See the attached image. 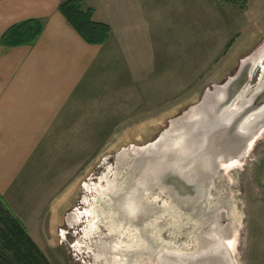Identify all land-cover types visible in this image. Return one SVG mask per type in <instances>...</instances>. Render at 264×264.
Segmentation results:
<instances>
[{
  "label": "rangeland",
  "instance_id": "obj_1",
  "mask_svg": "<svg viewBox=\"0 0 264 264\" xmlns=\"http://www.w3.org/2000/svg\"><path fill=\"white\" fill-rule=\"evenodd\" d=\"M82 7L111 29L92 65L94 83L81 92L91 101L53 102L51 129L0 194L4 203L50 264H158L161 254L195 253L210 238L227 246L234 264H264V176L255 166L260 154L264 160V115L251 117L263 109L239 124L246 133L260 127L242 157L192 179L195 199L172 197L160 183L141 186L159 147L136 161L173 120L198 121L191 109L249 63L237 96L215 114L230 120L250 109L264 74V0H82ZM163 138L166 146L174 140Z\"/></svg>",
  "mask_w": 264,
  "mask_h": 264
},
{
  "label": "crops",
  "instance_id": "obj_2",
  "mask_svg": "<svg viewBox=\"0 0 264 264\" xmlns=\"http://www.w3.org/2000/svg\"><path fill=\"white\" fill-rule=\"evenodd\" d=\"M63 1L0 0V36L8 27L30 18L43 22L33 43L0 44L2 195L51 129L53 102L91 101L81 92L86 84L94 83L92 65L101 45L88 44L79 36L59 11ZM262 158L260 154L255 165L260 178L264 176Z\"/></svg>",
  "mask_w": 264,
  "mask_h": 264
},
{
  "label": "water",
  "instance_id": "obj_3",
  "mask_svg": "<svg viewBox=\"0 0 264 264\" xmlns=\"http://www.w3.org/2000/svg\"><path fill=\"white\" fill-rule=\"evenodd\" d=\"M251 68V63L243 65L235 78L218 86L214 92H208L202 102L191 109L192 112L201 114L198 121L191 118L185 120V115L173 120L172 130L162 133L161 136L174 138V140L172 143L170 141L168 146L159 144L155 154L149 156L151 161H148V164L145 163L147 164L145 170L138 179L141 186L147 188L146 186L160 183L167 188L172 197L175 194L177 199L192 200L198 196L199 191L198 181L192 179L199 178L201 175L211 176L220 169V163L243 156L246 140L254 136L260 127L254 123V130L246 133L239 128V124L250 111L264 107V74L258 89L259 96L250 109L232 114L230 120L227 119L229 116L220 119L215 113L237 96L248 79ZM217 93L222 94L219 101L214 100ZM226 111L225 107L224 113ZM215 117L218 120H215ZM208 121L210 124L203 125V122ZM179 127H183L182 134L178 131ZM161 136L158 137L157 142L161 140ZM216 140L226 142L228 145L225 144L223 148L219 145L214 146L212 143ZM212 239L210 238L211 241L195 253L163 254V256L161 254L162 258L161 261L159 259L158 264H234L230 259L227 246L219 240Z\"/></svg>",
  "mask_w": 264,
  "mask_h": 264
},
{
  "label": "trees",
  "instance_id": "obj_4",
  "mask_svg": "<svg viewBox=\"0 0 264 264\" xmlns=\"http://www.w3.org/2000/svg\"><path fill=\"white\" fill-rule=\"evenodd\" d=\"M59 11L88 44H105L111 37L110 26L94 19L93 9L82 7V0H65ZM43 22L30 18L8 27L0 36V44H31L40 35ZM0 264H50L29 235L22 221L0 197Z\"/></svg>",
  "mask_w": 264,
  "mask_h": 264
},
{
  "label": "bare ground",
  "instance_id": "obj_5",
  "mask_svg": "<svg viewBox=\"0 0 264 264\" xmlns=\"http://www.w3.org/2000/svg\"><path fill=\"white\" fill-rule=\"evenodd\" d=\"M262 109H263V111H262ZM260 111H262V113L260 114V113H258L256 116H257V118L259 117V116H263L264 115V107H262V108H260V110L258 111V112H260ZM195 114H198V112H194V114H192L190 117H193V115H195ZM255 115H251V117L252 116H255ZM253 119V118H252ZM254 120H255V118H254ZM254 120H249V122L248 123H250V122H254L255 123V121ZM258 121H260V119L258 120ZM246 122H247V120H246ZM208 123L210 124V122L208 121L206 124L208 125ZM250 126V125H249ZM245 127V129L247 130V128H246V126H244ZM252 127V126H251ZM242 128V127H241ZM163 138V137H162ZM162 138H161V140L159 141V142H157V141H154V142H152V143H150V144H147V145H145L143 148H141L142 150H139L138 152L139 153H137V155H139V158L141 159L142 158V154L144 155V152H146V151H151V150H153V148H158L159 147V144L160 143H162ZM164 140V139H163ZM140 162H142L143 163V160H140ZM208 182V181H207ZM168 255H170V254H168ZM171 255H176V254H171ZM163 256V255H162ZM161 258L162 257H160L159 259H160V261H161Z\"/></svg>",
  "mask_w": 264,
  "mask_h": 264
},
{
  "label": "flooded vegetation",
  "instance_id": "obj_6",
  "mask_svg": "<svg viewBox=\"0 0 264 264\" xmlns=\"http://www.w3.org/2000/svg\"><path fill=\"white\" fill-rule=\"evenodd\" d=\"M163 139H164V138H162V143L164 144L166 140H165V139L163 140ZM160 144H161V143H160ZM212 144H213L214 146H218V145H219V146H221V147L223 148L224 146H226L225 144H227V143H226V142L222 143L221 141L218 142V140H216V141H215L214 143H212ZM227 145H228V144H227ZM232 145H233V144H232ZM156 150H157V148H153V150H151V151H146V152H144V155L142 154V157H143V158H141V159L144 161L145 158H146V155H147V154L153 153V152L156 151ZM138 153H139V152H138ZM138 160H140V159H139V156L137 157V160H136V161H138ZM128 205H130V204H128ZM131 206H132L131 208H136V209H137L136 212H139V210H140L139 207H136V205H132V204H131ZM128 208H129V207H128ZM128 208H127V206L124 207L125 210H128ZM141 210H142V209H141ZM126 213H128V211H125V214H126ZM71 224H72V223H71Z\"/></svg>",
  "mask_w": 264,
  "mask_h": 264
}]
</instances>
